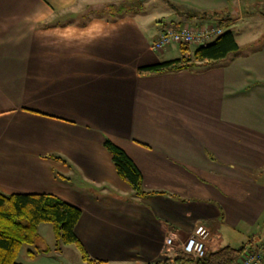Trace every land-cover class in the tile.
<instances>
[{"label": "crops", "instance_id": "0c3cea01", "mask_svg": "<svg viewBox=\"0 0 264 264\" xmlns=\"http://www.w3.org/2000/svg\"><path fill=\"white\" fill-rule=\"evenodd\" d=\"M122 1L0 0V192L80 208L76 235L95 261L83 264L162 263L169 237L178 245L201 225L209 241L247 236L264 225V13L251 9L264 0H170L178 23L232 18L240 50L148 76L138 70L179 49L152 50L163 23L145 11L82 16ZM107 139L140 169L144 190L162 194L135 197ZM46 229L24 259L60 264L68 248L29 252L55 245Z\"/></svg>", "mask_w": 264, "mask_h": 264}, {"label": "trees", "instance_id": "16d2710c", "mask_svg": "<svg viewBox=\"0 0 264 264\" xmlns=\"http://www.w3.org/2000/svg\"><path fill=\"white\" fill-rule=\"evenodd\" d=\"M144 1V0H143ZM142 0H124L122 2H111L110 4H99L88 6L86 13L102 14L108 17L121 16L125 12L144 11ZM178 12L179 8L170 2L163 0ZM212 19L210 14L204 13L202 19ZM233 20L226 16L212 22L213 25L224 26L226 31L215 41L206 43L192 49L189 45H181V58L171 59L157 65L140 68L138 73L142 76L159 73L180 72L182 70H193L200 65L210 66L218 61L225 60L228 56L238 53L240 47L237 44L233 31L228 28V23ZM171 26V25H170ZM173 26V25H172ZM179 27L180 25H176ZM168 27L167 25L164 26ZM104 145L113 156V163L121 179H123L134 190L137 198H144L161 192H148L144 190V178L140 169L136 166L130 156L118 145L106 140ZM81 210L75 205L68 204L54 195L26 194L9 196L0 192V264H22L18 261L20 252L24 246L34 247L38 250L40 239L39 226L51 224L54 232L55 245L40 251L29 250L33 255L46 254L56 251L62 252L64 247L75 246L81 253L83 261L95 263L89 258L87 250H84L80 239L76 235V225L81 218ZM252 239L249 240L251 242ZM254 249L251 245L233 247L225 245L217 250L208 249L207 255L197 264H242L247 252ZM255 251V250H253ZM175 262L191 263L192 257H187L182 252H176ZM167 258L162 263L169 264L173 261Z\"/></svg>", "mask_w": 264, "mask_h": 264}, {"label": "built area", "instance_id": "2783aa9c", "mask_svg": "<svg viewBox=\"0 0 264 264\" xmlns=\"http://www.w3.org/2000/svg\"><path fill=\"white\" fill-rule=\"evenodd\" d=\"M226 31V27L213 24H204L203 26H169L164 28L156 40L152 43V50L155 52L168 51L170 48L189 45L191 47H200L206 43L215 41ZM210 233L203 225L198 226L189 239L176 245L174 240L169 237L166 246L174 250L172 255L167 258L172 260L176 257V252H182L187 257H192L191 263L171 261L169 264H197L199 260L205 258L209 249L208 241ZM242 264H264V248L260 252L250 250L246 254Z\"/></svg>", "mask_w": 264, "mask_h": 264}, {"label": "rangeland", "instance_id": "374dc122", "mask_svg": "<svg viewBox=\"0 0 264 264\" xmlns=\"http://www.w3.org/2000/svg\"><path fill=\"white\" fill-rule=\"evenodd\" d=\"M143 1V0H142ZM145 1V0H144ZM143 1V2H144ZM148 1V0H146ZM146 3V2H145ZM143 4V7L146 6V4ZM148 7V6H147ZM149 7L151 9L148 10H144V16L148 17V19L150 20L151 24L153 26L156 25V23L159 24H164L167 25L168 27L171 25L176 26V25H183V26H190V27H195V26H203L204 23H209L211 21H203L202 24L201 22L199 24H197L196 22H198L197 20H192L190 21V23L187 22V19H183L180 23L179 19L173 18L171 17V15L168 16V14H171V11L173 9H171V6L169 4H166L165 1L163 0H153L152 3L149 4ZM146 8V7H145ZM252 10L254 11H259L260 13H264V5L258 6V5H254L253 7H251ZM156 20V21H155ZM189 21V20H188ZM214 23V22H213ZM197 24V25H196ZM240 41L241 38H240ZM195 46L192 47V49ZM177 48V47H176ZM182 56V52L180 49H175L174 52L170 51V52H166V58L168 60L170 59H177V58H181ZM46 229L45 231H43V234L46 237V240L51 244L54 243V232L52 230V226L51 224H45ZM45 228V227H44ZM50 230V232H49ZM252 232H254V234L251 232L249 233L250 236H248L249 234L247 233V236L245 234H240L238 233H234L231 232L229 230H225L224 232V237L223 239L218 238L217 236H213V238L208 241V245H210L211 247H213L214 250H217L225 245H230L232 244L233 247H242L244 245H256L259 243V241H264V225L258 226L257 228H255V230H251ZM191 236V235H190ZM189 236V238H190ZM252 237V241L249 242L250 238ZM188 238V239H189ZM186 241V240H185ZM184 242V241H183ZM29 248V246H24L22 251L20 252V256H19V261L20 262H26L27 264H58V261L55 260L53 257L51 259H44L40 257L39 260H36L35 262L30 261V259H24V256L26 255V251ZM65 248H68L67 250H65L66 252L63 254L65 256V258L62 259V263L60 262V264H83L82 262V258H81V253L80 251L75 247V246H66ZM264 248V244H259V246L257 248H254L253 250H255L256 252H260L261 249ZM55 252V251H54ZM50 258V257H49Z\"/></svg>", "mask_w": 264, "mask_h": 264}]
</instances>
